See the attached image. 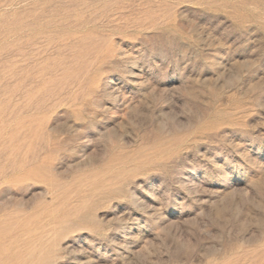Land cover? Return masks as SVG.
I'll list each match as a JSON object with an SVG mask.
<instances>
[{
	"label": "rangeland",
	"instance_id": "1",
	"mask_svg": "<svg viewBox=\"0 0 264 264\" xmlns=\"http://www.w3.org/2000/svg\"><path fill=\"white\" fill-rule=\"evenodd\" d=\"M0 264H264V0H0Z\"/></svg>",
	"mask_w": 264,
	"mask_h": 264
}]
</instances>
